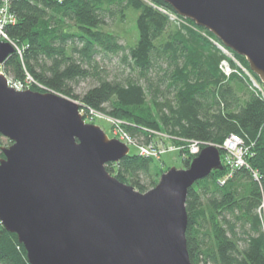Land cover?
<instances>
[{
    "label": "trees",
    "instance_id": "1",
    "mask_svg": "<svg viewBox=\"0 0 264 264\" xmlns=\"http://www.w3.org/2000/svg\"><path fill=\"white\" fill-rule=\"evenodd\" d=\"M11 8L18 21L8 33L24 54L16 50L6 58L2 69L9 76L26 80L30 75L46 90L75 99L72 83L94 79L81 101L122 121L137 142L165 133L181 145L192 140L215 144L223 159L226 139H243L250 148L249 167L226 177L224 165L189 188L187 247L193 264H264L259 211L264 203V98L215 43L223 42L163 0H12ZM130 18L137 38L122 42L110 21L116 19L124 32ZM233 53L251 70L245 56ZM110 55L127 74L110 78L101 66ZM223 60L237 69L232 75L222 70ZM11 142L0 135V157L1 147ZM186 148L189 166L194 156ZM107 170L146 192L157 185L164 166L152 156L129 152L108 162ZM0 264H30L18 234L1 222Z\"/></svg>",
    "mask_w": 264,
    "mask_h": 264
},
{
    "label": "water",
    "instance_id": "2",
    "mask_svg": "<svg viewBox=\"0 0 264 264\" xmlns=\"http://www.w3.org/2000/svg\"><path fill=\"white\" fill-rule=\"evenodd\" d=\"M246 57L264 83V0H163ZM16 50L0 41V67ZM0 222L30 264H193L189 188L216 169L208 144L143 192L107 170L130 146L89 123L80 103L52 90H16L0 72Z\"/></svg>",
    "mask_w": 264,
    "mask_h": 264
},
{
    "label": "built area",
    "instance_id": "3",
    "mask_svg": "<svg viewBox=\"0 0 264 264\" xmlns=\"http://www.w3.org/2000/svg\"><path fill=\"white\" fill-rule=\"evenodd\" d=\"M11 3H12V0H0V41L10 42L13 45L14 49L17 50L19 55L23 56L24 47L19 46L17 44V42H15L11 38V36L8 33V29H7V27L9 25L15 24L18 21L17 15L15 13H13V11H12ZM163 11H166V10H163ZM166 12H168V11H166ZM168 13L171 15L172 18H175V19L177 18V15H175L173 13L171 14L170 12H168ZM215 43L219 47H221L223 52H225L231 60L233 59L237 63L238 71L242 72L241 73L242 75L244 74L249 78L250 83L252 84V88L255 89L258 93H260L262 95V97L264 98V83L261 82L251 72V70H249L247 67L242 65L241 62L238 61V59L235 57L233 51H229L224 44L219 43L218 41H215ZM2 66L0 67V72L4 73L7 76L8 83L10 84V86L14 87L16 90H18V89L19 90H29L30 87H27L26 84L36 83V82H34L33 78L30 75H28V78L26 80L15 79L12 76H9L7 73H5L2 69ZM221 68L228 76L232 75V72L237 70L233 66H231V64L228 60L222 61ZM116 121L122 123V121H119L117 119H116ZM123 132L125 133L124 134L125 139L127 140V141H125V140L124 141L127 145L130 146L131 145L130 142H131V143L137 145V147H139V152L141 154H143L147 157L152 156L156 159L161 157L163 154H165L166 152L171 151V150H175V149L176 150L177 149L184 150V147H187L186 149L188 150L189 155L196 156L203 150V147H204V145H202L198 141L192 140V141H187L188 144H182V145L178 144L179 146L173 145L170 148H166L162 144L159 145V141H156L154 139H150L149 143L137 142V140L132 137V135L129 133V131L123 130ZM166 136H168V138L170 140H173L169 135L166 134ZM222 148L226 149V153H225L224 158H223L224 159L223 164L227 165V167L229 169V173L227 174L226 177H231L233 175L234 171L237 170V168L249 167L247 155L250 152V148L247 145H245V143L241 137H239L237 135L229 136V138H227L225 143L223 144ZM222 181H223L222 183L226 182L225 180H222ZM263 208H264V203L260 207L259 211L262 212ZM262 216H263V214H262ZM262 222L264 224V220H262Z\"/></svg>",
    "mask_w": 264,
    "mask_h": 264
},
{
    "label": "rangeland",
    "instance_id": "4",
    "mask_svg": "<svg viewBox=\"0 0 264 264\" xmlns=\"http://www.w3.org/2000/svg\"><path fill=\"white\" fill-rule=\"evenodd\" d=\"M131 13L134 15L137 14L134 11H131ZM173 19L176 20L177 18L176 19L173 18ZM110 22H111L110 25H112L111 28L123 36L122 42H127L128 39L130 41H133L135 38H137L136 29H135L136 23H135V20L133 22L132 18L128 19L126 23H124L125 28H126L124 32H123L124 28H122V26H119L117 24L116 19ZM101 66L104 68H107V70L110 71V73L112 74L110 78H114V75L116 74L120 76L121 75L124 76L125 74L128 73V71L124 72L125 67L120 66V62L118 58L113 55L103 57L101 61ZM120 69L121 70L123 69V72H121ZM95 82L96 81H94V79L93 80L90 79V80L82 81L80 83H72V91H74V93L79 97L78 99H75V98L73 99L80 103V112L83 113L84 119L86 122L99 124L102 127V129L109 134L111 138H118L119 140H122L123 142L127 141L125 139V135H124L125 133L123 132V130L126 131L125 127L122 124L123 122L120 123L116 121L107 112H100L95 109L90 110L88 107H86L84 102L81 101L83 94H85L88 91V89L93 86ZM26 86L30 87V89L35 90V91H39L40 90L39 88L44 89L40 91H47L41 84H38V83H34V84L28 83L26 84ZM104 107L107 110H109L110 104H105ZM152 139L159 141V145L162 144L166 148H170L173 145H178L175 141L170 140L168 136H166L165 133L156 134L155 137H153ZM130 144H131L130 152L139 153V147H137V145L131 142ZM183 151L184 150H179V149L171 150L163 154L161 157L157 158V162H159L160 164L164 166V172H166L173 166L177 167L178 169H183L185 167H188L187 163L184 161L186 152H183ZM224 151L226 153V149H224ZM192 159H191V162H192ZM262 214H263V220H264V208L262 209Z\"/></svg>",
    "mask_w": 264,
    "mask_h": 264
}]
</instances>
